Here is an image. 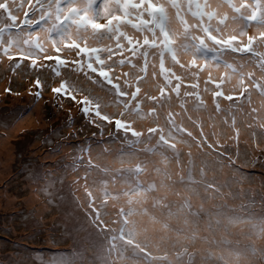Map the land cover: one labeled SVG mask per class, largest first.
Returning a JSON list of instances; mask_svg holds the SVG:
<instances>
[{
	"label": "snow or ice",
	"instance_id": "snow-or-ice-1",
	"mask_svg": "<svg viewBox=\"0 0 264 264\" xmlns=\"http://www.w3.org/2000/svg\"><path fill=\"white\" fill-rule=\"evenodd\" d=\"M27 5L30 12L24 11L25 4H18L17 0H0V55L9 61L19 58L13 72L24 60L30 61L31 68L54 72L60 78L59 84L51 88L58 107L63 110V100L70 98L89 123L97 127L104 122L112 124L115 132L110 136L122 144L117 156L122 165H129L112 170L108 165L101 168L93 164L90 156L88 159L89 170L106 177L100 182L103 199L99 204L88 191L87 176L84 177L88 223L97 236L103 237L104 258L99 264H117L125 253H130L127 257L130 264H184V256L187 264H196V253L189 251L190 244L186 242L197 240L208 245L200 253L199 264H264V245L258 247L253 240V236L264 240V215L257 218L225 206L202 219L203 205L193 211L190 197L179 190L176 191L179 201L165 203L167 192L177 186L193 191L202 187L210 194L206 196L209 199L223 195L222 186L207 179L203 166L199 167L200 179L195 178L197 165L191 152L186 154L187 176L179 169L178 179L172 180L167 165L173 160L179 165L178 144H195L202 155L215 157L221 168L230 166L241 171L238 157L221 145L219 139L210 141L199 122L201 118L193 119L186 105L191 102V111L196 113L208 110L199 88L202 82L203 91L211 93L215 113L232 128V140L238 143L236 113L242 111L240 98L251 105L255 91L264 99V0H103L98 8L96 0H35V3L27 0ZM21 11L22 20L18 15ZM89 41L101 46H91ZM62 53H74L75 58H62ZM182 56L190 60L181 62ZM39 60L44 63L38 64ZM167 60L171 63L166 66ZM209 66L225 70L220 82L213 79ZM117 69L121 70L119 74ZM62 70H67L65 75ZM205 71L207 78L202 79L201 73ZM186 77L190 83H185ZM233 77L235 84L226 93L221 85L231 83ZM146 84L156 92L144 90L142 85ZM210 84L215 88L210 89ZM32 87L37 90L29 89V94L41 99L43 86L39 76ZM93 88L111 97L109 102L121 109L119 118L102 113L104 97L91 95ZM237 90L238 96L233 94ZM4 92L12 90L5 88ZM223 101L230 103L222 108ZM177 106L180 111L174 110ZM260 108L264 109V103ZM248 114L255 119L258 109L251 107ZM137 119H150L154 126L147 127L146 132L137 130L133 127ZM185 121L197 129V134L185 126ZM247 126L252 128L251 123ZM259 126L264 128V123ZM212 135L216 136L215 131ZM124 156L129 159L125 161ZM150 195L154 201L152 208L159 207L166 218L143 207ZM121 197L130 207L119 208L115 218L106 221L107 213L101 210L108 207L109 200ZM136 215L148 216L149 222L130 219ZM173 217L182 220L184 227L170 224ZM240 224L251 229L247 234L249 243L227 236L231 227ZM157 225L160 235L152 240L147 233L155 231ZM201 226L206 233L202 236ZM221 229L223 234L216 239L215 234ZM169 232L176 233L175 241L171 242L175 251L172 259L168 248H161L169 239ZM152 249L164 254L153 255ZM42 264H88V261L76 253L71 258L67 253H54Z\"/></svg>",
	"mask_w": 264,
	"mask_h": 264
},
{
	"label": "rangeland",
	"instance_id": "rangeland-1",
	"mask_svg": "<svg viewBox=\"0 0 264 264\" xmlns=\"http://www.w3.org/2000/svg\"><path fill=\"white\" fill-rule=\"evenodd\" d=\"M91 46L101 45L93 42ZM18 59L9 61L7 57L0 55V132L1 130L6 132L12 123H18L37 111L41 112L43 124L39 125V122L36 121L32 125L23 127L12 136L16 148L14 156L6 162L10 171L5 168L0 170V264H42V261L51 259L54 253H67L69 258L73 253H76L87 260L88 264H99L100 260L104 258L102 255L103 237L97 236L95 229L88 223L86 216L87 194L82 197L75 195L71 191L70 183H73L75 188H79L77 182L85 184L84 177L87 176L88 191L92 192L97 204L101 203L103 193L100 182L106 177L98 171L89 170V156L92 163L100 165L101 168L105 165H108L112 170L128 167L127 163L122 165L119 158L114 161L117 153L121 151L122 144L119 140L111 138L110 134L115 131H109L108 128V132H106L105 122L101 123L100 127L89 123L82 115L80 107L70 98L63 100V110L58 107L54 102L55 98L51 88L59 84L60 78L53 75L54 72L51 70L31 68L30 61L24 60L20 67L13 72L12 67L18 62ZM180 59L181 62H185L189 61L190 57L182 56ZM39 63H44V61L39 60ZM48 63L55 65V62ZM170 63L171 61L167 60L166 66ZM198 63L202 64L203 62L198 61ZM209 67L211 68V66ZM66 71L62 70V75H65ZM120 71L117 69V74ZM224 71L223 68H211L213 79L220 82ZM42 73L49 75L40 78L43 86L42 98L36 100L29 94V89L32 92L37 90L32 85L37 76ZM177 74L181 73L177 71ZM201 77H207V71L201 73ZM187 79L186 77L185 82ZM235 79L233 77L231 83L226 82L221 85L226 93L235 84ZM146 86H150V84H146ZM5 88H10L12 93H5ZM199 88L202 98L208 105V110H201L199 113L192 112L190 102L186 105L190 110L189 114L193 116V119L199 116L202 126H210L211 132L207 134L209 140L219 139L221 145L230 149L231 154L238 157L237 164L241 171H236L230 166L221 168L215 157L200 153L193 157L197 165L194 169L195 178L200 179L199 167L203 166L207 179H214L217 186H222L220 190L223 195L206 198L210 194H206L202 187H197L195 191L191 188L179 187L182 188L179 191H183L186 196L190 197L193 211L199 210L203 205L202 219H206L209 212L214 213L217 208L225 206L229 209L240 210L244 215L252 213L259 218L264 215V128L259 126L264 123V109L260 108L264 99L259 96L258 92L251 89V105L243 97L240 98L239 103L242 105V111L238 113L244 112L245 109L250 111L251 107H256L258 115L255 119L249 115L248 124L251 123L254 128L249 134L247 132L239 134L238 143H234L232 128L226 126L215 113L210 91L204 92L202 85H199ZM209 88H215V85H209ZM98 90L93 88L91 93L96 96H107ZM150 90L156 89L151 87ZM183 90L184 85L181 88V91ZM15 93H20V95H15ZM233 94L238 96L239 90ZM228 103L230 102L223 101L221 107H227ZM145 106L148 108L147 103ZM68 110H72L73 113H69ZM174 110L180 111L178 106ZM237 125L247 127L236 118V127ZM149 126H154L150 119L144 124L135 123L133 125L137 130L145 132ZM185 126L192 130L193 134L197 132V129L187 121H185ZM213 131L216 133L215 137L212 135ZM34 140H38L40 143L39 151L34 147V153L26 154ZM188 146L189 144H178V148L181 149V160L179 165L175 161L168 163L167 168L171 173L183 169V174L187 176L188 165L185 148ZM35 152L41 153L40 156L37 157ZM28 155L29 157H27ZM123 158L125 161L129 159L127 156ZM112 162L116 165L111 166ZM252 169L260 172L255 173ZM175 178L178 179V176ZM122 186L119 185V187ZM259 186L262 188L261 194ZM111 188L112 186L109 187L110 190ZM30 189H35V191L30 192ZM167 197L165 203L180 199L174 190L167 192ZM153 202L150 195L143 207H147L150 212H154L161 218H166V213H162L159 207L152 208ZM128 206L125 198L121 197L116 201L109 200L108 207L101 211L107 213L104 219L108 221L109 215L117 213L121 207L127 209ZM172 206L175 209V205ZM140 210L138 207V212ZM217 218L223 219V217L213 216V219ZM135 220L148 223L149 217L136 215ZM169 223L184 227L182 220H177L175 217ZM250 232L251 229L246 224H240L231 227L227 236L233 241L249 243L247 234ZM205 234L201 226L199 235ZM222 234L223 230L221 229L215 234L216 239H220ZM147 235L150 239L157 240L160 235L159 225L156 226L155 231L150 230ZM167 236L169 239L164 245H161V248L167 247L169 258L172 259L175 251L171 247V242L175 241L176 233L169 232ZM253 240L258 247L264 245V240H258L254 236ZM186 243L190 244L189 251L196 253L195 261L196 264H199L200 253L207 249L208 245L200 240ZM163 254V251H159L157 256ZM115 255L113 253V258ZM124 255L125 258L118 260L117 264H130L127 254ZM182 259L184 264H187V256Z\"/></svg>",
	"mask_w": 264,
	"mask_h": 264
},
{
	"label": "bare ground",
	"instance_id": "bare-ground-1",
	"mask_svg": "<svg viewBox=\"0 0 264 264\" xmlns=\"http://www.w3.org/2000/svg\"><path fill=\"white\" fill-rule=\"evenodd\" d=\"M55 35V34H54ZM207 77H203L202 79H206ZM191 81H189L188 79L186 80V84L190 83ZM200 85L204 86V84L201 82ZM213 85V84H210ZM101 93V92H100ZM114 108H111V111H113ZM119 110L121 111V109L119 108ZM69 113H73L72 110H68ZM40 111H37L36 113H32L29 116H27L25 119L21 120L18 123H12V126L9 128V130H7L6 132H0L1 136H0V170H2L3 168H5L7 171H10V167H8L6 165V162L12 158L15 154V142L12 138V136H14L20 129H22L25 126H29L32 125L33 123H35L36 121L39 122V125L43 124V117L40 114ZM244 125H248V122H243ZM107 126V122L105 123V127ZM203 130L206 134L211 132V128L209 125H204L202 126ZM239 128V133L243 134L244 130L241 128V126H238ZM197 134L194 133V135ZM35 147V149H37L39 151V147H40V143L38 140H34V143L32 144L31 147L28 148V150L26 151V154L29 152H33V148ZM191 152L193 157L198 156L201 152L200 150L195 146V144H191L188 147L185 148V157L187 158V153ZM36 156H40L41 153H36ZM21 155L23 156V153H21ZM29 157V155L27 156ZM23 162V161H21ZM2 164V165H1ZM77 184L79 185V188H75L73 183H70V187H71V191L75 193V195L82 197L83 195H86V191L84 188V183L83 182H77ZM111 186V185H110ZM182 188H179V186H177V190H180ZM35 189H30V192H34ZM183 192V191H181ZM184 193V192H183ZM129 207V206H128ZM127 207V208H128ZM110 213L112 212L111 210L109 211ZM116 213H113L111 215H109L108 217V222H110L113 218H115ZM112 226V225H110ZM153 255H157L159 253V251H156L155 249H152ZM127 257L130 255V253H126ZM130 262V261H129Z\"/></svg>",
	"mask_w": 264,
	"mask_h": 264
},
{
	"label": "trees",
	"instance_id": "trees-1",
	"mask_svg": "<svg viewBox=\"0 0 264 264\" xmlns=\"http://www.w3.org/2000/svg\"><path fill=\"white\" fill-rule=\"evenodd\" d=\"M114 118H117L116 115H113ZM136 121L138 122H141V123H146V120L143 119V120H140V119H137ZM264 156V154H263ZM252 171H254L255 173H259L260 171L256 170V169H252ZM110 187V185H109ZM174 191H176L175 189H173ZM259 193L261 194L262 193V188L259 186ZM172 202H175L174 200H172ZM0 229H1V225H0Z\"/></svg>",
	"mask_w": 264,
	"mask_h": 264
}]
</instances>
